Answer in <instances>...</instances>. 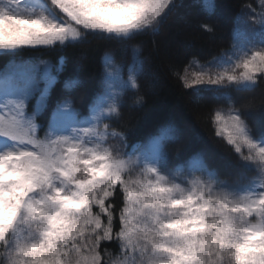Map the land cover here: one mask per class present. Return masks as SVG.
Segmentation results:
<instances>
[{
  "label": "snow or ice",
  "instance_id": "snow-or-ice-1",
  "mask_svg": "<svg viewBox=\"0 0 264 264\" xmlns=\"http://www.w3.org/2000/svg\"><path fill=\"white\" fill-rule=\"evenodd\" d=\"M174 7L173 0H0V55L72 45L89 34L128 40L156 28ZM202 7L214 13V0ZM249 8L259 30L241 42L237 28L223 58L174 71L185 88L218 86L230 94L264 84V8ZM31 71L17 65L0 77V264H264V136L251 135L240 109L215 112L216 135L257 176L229 184L204 164L203 153L192 167L168 168L171 123L124 152L126 137L106 121L119 117L125 92L139 84L114 71L104 104L89 119L60 105L40 138L37 117L56 78L29 115L37 90ZM114 138L120 146L109 143ZM105 241L119 249L113 256L105 246L106 260Z\"/></svg>",
  "mask_w": 264,
  "mask_h": 264
},
{
  "label": "trees",
  "instance_id": "trees-1",
  "mask_svg": "<svg viewBox=\"0 0 264 264\" xmlns=\"http://www.w3.org/2000/svg\"><path fill=\"white\" fill-rule=\"evenodd\" d=\"M203 2L174 0L175 7L166 10L156 28L128 40L89 34L72 45L26 48L15 55H0V72L15 62L52 63L57 77L45 110L37 117L41 135L47 132L56 109L64 102H70L81 117L89 116L97 103L103 105L109 72L114 71L124 80L134 76L138 91L127 90L119 104V117L106 121L124 134L128 150L163 135L171 123L176 131L172 139L164 141L169 169L192 167L198 154L203 153L204 164L215 170L220 180L230 184L246 182L256 178L257 173L242 166L238 154L216 135L213 118L219 108H238L253 137L264 136V84L249 92L230 94L218 91V86L187 89L174 71L183 72L195 57L208 61L227 52L234 30L245 16L253 15L249 6L258 10L259 0H214L212 14L203 9ZM202 25H209L213 31H206ZM138 96L143 97L141 103L136 102ZM34 102L35 99L30 102L31 110ZM117 227L114 221V231ZM105 246L113 256L118 254L116 242L105 241L101 243L104 258Z\"/></svg>",
  "mask_w": 264,
  "mask_h": 264
},
{
  "label": "rangeland",
  "instance_id": "rangeland-1",
  "mask_svg": "<svg viewBox=\"0 0 264 264\" xmlns=\"http://www.w3.org/2000/svg\"><path fill=\"white\" fill-rule=\"evenodd\" d=\"M45 2H47V0H45ZM261 8H264V0H259V7H258L257 12H259L261 10ZM237 28H239V31H240V40H241V42H243L250 35L251 30L253 28H255L257 31L259 30V26L253 23L252 15L245 16L243 18V22ZM43 47H45V46H38L36 48H43ZM225 53H223L219 57H215V58H213L211 60H208V61H202V60H200L197 57L193 58L192 59V62H191V65L193 67L190 69V72L197 70L196 66L198 64L200 66H203V65H205L209 61L215 62L216 59L223 58ZM17 65H23V66H25V67H27L29 69H32V71L30 72V75L32 77H34V79L36 81V84H37V90L33 93V95L31 96V98L27 102L26 109H25L26 113L29 114V115H31L32 112L34 111L35 107H36L37 100L40 99L41 91L42 90H45L46 83L50 80L51 77H55L56 78L57 76H56V73L54 72L52 63H50V61L46 60V61H41L39 63H28V64L18 63V62L12 63L4 71L0 72V77H3V76L8 75V74H11L13 72V70H14V67L17 66ZM60 68H61V66L59 67V69ZM55 81H56V79H55ZM54 83L55 82L51 83L49 85V87L47 88V90H46V100L44 102V106H43L42 110L40 111V114L39 115H41L43 113V111L45 110V107H46V104H47V100H48V96L50 94V90H51L52 86L54 85ZM197 87H216V86H208V85H197V86H195V88H197ZM33 99H35V102L32 104V110H31V108H30V105H31L30 102ZM65 104L69 106V109L71 111H73L74 113H77L79 115L81 121L86 120V119H89L90 116H91L92 111H94L97 107L102 106L101 103H97L93 107V109H92V111H91V113H90L89 116H87V117H81L80 114H79V112H77L75 110V108L70 104V102H64L62 105H65ZM217 111H220L223 115H227L230 111H232V109L219 108V109H217ZM54 120H55V115H53L51 123ZM40 129H41V126L37 129V135L40 138H43L45 134L44 135H41L40 134ZM250 133H251V131H250ZM109 143L112 144V145H114V146H120V140H119V138L110 139L109 140ZM142 147H144V146H138V147H135V148H132V149H129L128 150V145L126 144L125 146H122V150L124 152H126V153H132V152H135L137 150V148H142ZM107 258H108V256L106 258H104V259L106 260ZM102 264H103V260H102Z\"/></svg>",
  "mask_w": 264,
  "mask_h": 264
}]
</instances>
